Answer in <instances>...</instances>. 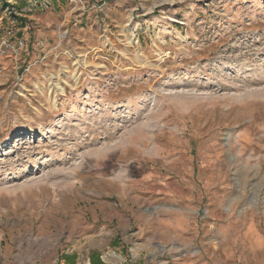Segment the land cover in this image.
Instances as JSON below:
<instances>
[{
	"label": "rangeland",
	"instance_id": "obj_1",
	"mask_svg": "<svg viewBox=\"0 0 264 264\" xmlns=\"http://www.w3.org/2000/svg\"><path fill=\"white\" fill-rule=\"evenodd\" d=\"M92 253L264 264V0H0V264Z\"/></svg>",
	"mask_w": 264,
	"mask_h": 264
},
{
	"label": "trees",
	"instance_id": "obj_2",
	"mask_svg": "<svg viewBox=\"0 0 264 264\" xmlns=\"http://www.w3.org/2000/svg\"><path fill=\"white\" fill-rule=\"evenodd\" d=\"M90 258H92V259H90L91 260V264H102L100 262H96V255L94 253H92L90 255Z\"/></svg>",
	"mask_w": 264,
	"mask_h": 264
},
{
	"label": "built area",
	"instance_id": "obj_3",
	"mask_svg": "<svg viewBox=\"0 0 264 264\" xmlns=\"http://www.w3.org/2000/svg\"><path fill=\"white\" fill-rule=\"evenodd\" d=\"M6 36L7 37H13L14 36V32L11 28H9L7 31H6ZM19 44H21V42L19 41Z\"/></svg>",
	"mask_w": 264,
	"mask_h": 264
},
{
	"label": "crops",
	"instance_id": "obj_4",
	"mask_svg": "<svg viewBox=\"0 0 264 264\" xmlns=\"http://www.w3.org/2000/svg\"><path fill=\"white\" fill-rule=\"evenodd\" d=\"M68 258L70 259L71 257H70V256H68Z\"/></svg>",
	"mask_w": 264,
	"mask_h": 264
}]
</instances>
